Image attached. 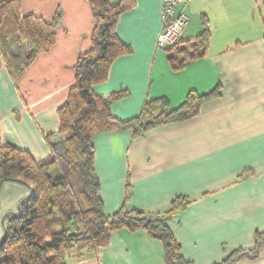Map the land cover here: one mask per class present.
<instances>
[{
    "label": "crops",
    "instance_id": "obj_1",
    "mask_svg": "<svg viewBox=\"0 0 264 264\" xmlns=\"http://www.w3.org/2000/svg\"><path fill=\"white\" fill-rule=\"evenodd\" d=\"M1 1V0H0ZM114 3L119 0H112ZM63 11L56 41L14 80L0 54V145L12 142L36 160L46 158V135L60 128L59 109L75 84V63L92 48L94 14L88 0H21V14L52 21ZM162 0H136L123 12L117 33L132 47L112 64L100 95L127 91L109 101L114 116H138L144 102L166 96L172 108L189 91L220 94L205 101L197 115L134 136L130 129L104 131L93 138L96 171L107 213L124 204L166 212L183 200L167 221L195 264H215L235 248H252L264 230V0H191L190 22L182 39L212 32L204 57L176 71L166 47ZM32 192L23 181L0 186V239L4 217L18 211ZM128 196V197H127ZM67 264H167L163 241L147 229L122 228L96 251L71 252ZM239 264H264V241L255 257Z\"/></svg>",
    "mask_w": 264,
    "mask_h": 264
},
{
    "label": "trees",
    "instance_id": "obj_2",
    "mask_svg": "<svg viewBox=\"0 0 264 264\" xmlns=\"http://www.w3.org/2000/svg\"><path fill=\"white\" fill-rule=\"evenodd\" d=\"M88 1L95 19L92 48L79 53L75 84L59 109L60 128L46 135L50 154L36 160L12 142L0 145V186L6 180H19L32 189L20 200L18 211L4 217L0 264H67L71 252L106 247L112 234L122 228H145L160 238L167 264H195L185 257L167 222L173 211L185 203L183 200L174 202L166 212L127 208L125 204L113 213L106 212L93 138L104 131L123 129L139 136L159 125L191 118L205 101L220 94L219 86L208 93L191 90L175 108L166 96H159L146 100L138 116L127 120L114 116L109 101L128 92L116 91L106 97L97 94L93 86L108 79L119 56L132 52V47L119 37L117 24L120 15L133 8L136 0ZM62 18L61 8L48 22L35 14L23 16L21 0L0 1V54L14 80L24 74L40 51L54 45ZM202 18L204 29L200 34L166 47L174 70L180 71L189 61L206 55L212 32L206 15ZM255 235L252 248L232 249L215 264H239L244 256L255 257L264 241V230Z\"/></svg>",
    "mask_w": 264,
    "mask_h": 264
},
{
    "label": "built area",
    "instance_id": "obj_3",
    "mask_svg": "<svg viewBox=\"0 0 264 264\" xmlns=\"http://www.w3.org/2000/svg\"><path fill=\"white\" fill-rule=\"evenodd\" d=\"M191 0H162L161 19L163 30L159 36L160 46L166 47L182 39V34L190 22L187 7Z\"/></svg>",
    "mask_w": 264,
    "mask_h": 264
}]
</instances>
